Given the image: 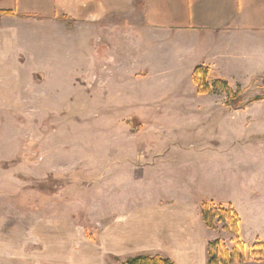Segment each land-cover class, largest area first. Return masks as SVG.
Returning a JSON list of instances; mask_svg holds the SVG:
<instances>
[{"label":"rangeland","instance_id":"374dc122","mask_svg":"<svg viewBox=\"0 0 264 264\" xmlns=\"http://www.w3.org/2000/svg\"><path fill=\"white\" fill-rule=\"evenodd\" d=\"M256 53L253 47L242 66L249 71H238V78L249 75L245 85L218 78L233 88L234 101L209 93L225 116L207 108L211 96L194 91L187 70L154 68L149 78L134 77L138 70H78L77 60H68L58 69L0 71V264H123L129 255L107 249L108 229L121 226L135 202L174 196L232 205L241 219L239 243L249 248L264 240V234L253 237L264 230V60L259 54L251 68ZM60 55V64L67 61ZM84 55L89 62V52ZM145 57L137 63L155 67ZM218 67L219 75L229 73ZM196 103L199 115L190 112ZM177 110L182 113L171 118ZM206 120L221 133L204 130ZM251 126L260 148L245 157L256 165L246 186L238 183V133ZM220 136L226 149L217 143ZM217 225L213 240L238 246L225 222Z\"/></svg>","mask_w":264,"mask_h":264},{"label":"crops","instance_id":"0c3cea01","mask_svg":"<svg viewBox=\"0 0 264 264\" xmlns=\"http://www.w3.org/2000/svg\"><path fill=\"white\" fill-rule=\"evenodd\" d=\"M100 36L105 40L98 42ZM253 47L257 53L251 68L259 54L264 60V0H0V71L45 69L43 64L58 69L60 65L67 67L68 60H77L78 70L117 67L138 70L134 77L146 78L153 76L154 68L179 73L187 70L188 79H192L194 69L202 65L209 69L212 81L220 77L230 82L238 79L231 84L234 87L249 81L245 79L249 75L237 76H242L238 71H249L242 66L250 61ZM88 52L91 59L86 62L84 54ZM63 53L68 59L60 64ZM145 55L155 67L137 63ZM136 64L138 68H131ZM218 66L229 73L219 75ZM175 80L180 83V77ZM209 95L211 98L204 101L207 108L225 116L226 109L217 96ZM197 103L190 112L199 115ZM206 111L204 116L209 118L211 110ZM180 113L177 110L171 118ZM205 123L210 126H203L204 130L214 133L218 128L221 133L220 125L209 120ZM249 128L238 133V183L246 186L252 185L256 165L245 157L247 153L255 156L259 147L252 142L258 131ZM249 131L252 136H247ZM217 143L226 149L221 136ZM145 149L141 146L138 150ZM175 197L180 196L135 202L131 210H124L122 225L108 229L106 238L111 240L107 249L124 258L160 254L176 264H207V244L213 240L214 231L203 222L201 203ZM242 224L246 238L249 230ZM263 234L264 230H257L253 237Z\"/></svg>","mask_w":264,"mask_h":264},{"label":"trees","instance_id":"16d2710c","mask_svg":"<svg viewBox=\"0 0 264 264\" xmlns=\"http://www.w3.org/2000/svg\"><path fill=\"white\" fill-rule=\"evenodd\" d=\"M8 13V12H6ZM210 71L207 67L197 66L192 75L193 82L196 85L197 92L209 94L213 91L226 93L230 98L234 97V90L228 82L222 79H216L209 83ZM257 97L255 100H260ZM235 98H233V101ZM240 104V103H239ZM238 107V106H236ZM201 216L206 227L217 229L219 222H225V229L231 231L239 243V234L241 219L232 205L224 206L213 201L203 200L200 205ZM241 242V241H240ZM264 260V240L257 239L255 243L247 248L243 243L228 249L220 238L211 240L207 244V264H240L247 261ZM123 264H176L168 257L157 255H139L131 257Z\"/></svg>","mask_w":264,"mask_h":264}]
</instances>
